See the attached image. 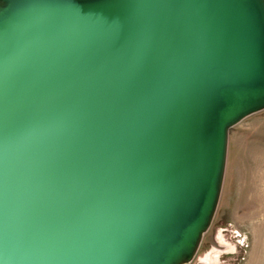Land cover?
<instances>
[{"label": "water", "instance_id": "water-1", "mask_svg": "<svg viewBox=\"0 0 264 264\" xmlns=\"http://www.w3.org/2000/svg\"><path fill=\"white\" fill-rule=\"evenodd\" d=\"M262 111L264 0H0V264H190Z\"/></svg>", "mask_w": 264, "mask_h": 264}, {"label": "rangeland", "instance_id": "rangeland-1", "mask_svg": "<svg viewBox=\"0 0 264 264\" xmlns=\"http://www.w3.org/2000/svg\"><path fill=\"white\" fill-rule=\"evenodd\" d=\"M264 264V111L233 127L216 213L190 264Z\"/></svg>", "mask_w": 264, "mask_h": 264}, {"label": "bare ground", "instance_id": "bare-ground-1", "mask_svg": "<svg viewBox=\"0 0 264 264\" xmlns=\"http://www.w3.org/2000/svg\"><path fill=\"white\" fill-rule=\"evenodd\" d=\"M219 253L215 250H212L204 259H202V263L204 264H214V258L217 257Z\"/></svg>", "mask_w": 264, "mask_h": 264}]
</instances>
